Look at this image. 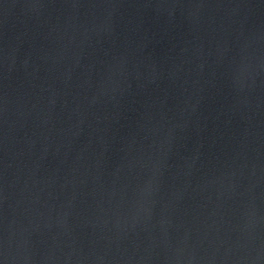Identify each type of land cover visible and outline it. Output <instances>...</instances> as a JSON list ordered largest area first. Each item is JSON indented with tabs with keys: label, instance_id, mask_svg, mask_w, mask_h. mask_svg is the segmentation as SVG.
Segmentation results:
<instances>
[{
	"label": "water",
	"instance_id": "95a60500",
	"mask_svg": "<svg viewBox=\"0 0 264 264\" xmlns=\"http://www.w3.org/2000/svg\"><path fill=\"white\" fill-rule=\"evenodd\" d=\"M0 264H264V0H0Z\"/></svg>",
	"mask_w": 264,
	"mask_h": 264
}]
</instances>
